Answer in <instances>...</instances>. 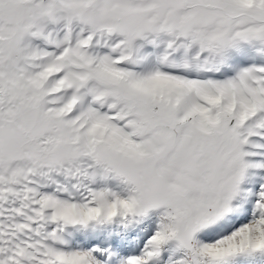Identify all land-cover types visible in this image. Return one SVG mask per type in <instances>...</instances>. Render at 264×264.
I'll return each instance as SVG.
<instances>
[{
    "label": "snow or ice",
    "instance_id": "snow-or-ice-1",
    "mask_svg": "<svg viewBox=\"0 0 264 264\" xmlns=\"http://www.w3.org/2000/svg\"><path fill=\"white\" fill-rule=\"evenodd\" d=\"M0 264H264V0H0Z\"/></svg>",
    "mask_w": 264,
    "mask_h": 264
}]
</instances>
